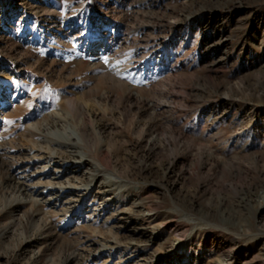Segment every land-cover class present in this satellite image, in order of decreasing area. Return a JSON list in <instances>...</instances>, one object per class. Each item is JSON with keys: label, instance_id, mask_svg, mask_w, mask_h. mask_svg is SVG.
Masks as SVG:
<instances>
[{"label": "rangeland", "instance_id": "obj_1", "mask_svg": "<svg viewBox=\"0 0 264 264\" xmlns=\"http://www.w3.org/2000/svg\"><path fill=\"white\" fill-rule=\"evenodd\" d=\"M0 264H264V0H0Z\"/></svg>", "mask_w": 264, "mask_h": 264}, {"label": "bare ground", "instance_id": "obj_2", "mask_svg": "<svg viewBox=\"0 0 264 264\" xmlns=\"http://www.w3.org/2000/svg\"><path fill=\"white\" fill-rule=\"evenodd\" d=\"M57 133L61 135L62 139L64 138L66 140L65 142L71 143V140L68 137L65 138V132L64 131L58 130ZM59 147H61V146H59ZM67 148L69 149L70 147L68 146ZM47 151H49V149ZM49 152H50L49 154L47 152H46L47 154H44V153H42L40 151H37L36 153L35 152L31 153L33 155V160L39 158V160H46V162L48 161L46 163V167L47 168L51 167V165L55 166V168H54L55 172L54 173L50 174L49 176L44 175L42 177V178L45 177V178H47L49 180L47 183H43L41 181L42 178H40V179H38L37 183H34V186L32 185L34 189L31 187V185L28 187L29 191L31 189V191H30L31 197H33L35 199V201L38 202L40 200H46V197L49 196L47 198V201H46L47 203L50 202V204H53V202H57V204H59V203H63L62 199L67 196V197H70V199H68V201H67V205L68 204L73 205V203H75L76 201H77V203H78V201L79 202L83 201L85 195L86 196L91 195L93 190H91V186L90 185L89 186L88 185H85V186L81 185L80 186L79 185L80 183L79 184L70 185L71 177L67 178L66 183H64L62 181L63 179H65V176L70 175V173L71 174H74V173L76 174L77 173L78 175L79 174L85 175V172H84L83 169H84V166L86 165L85 158L87 156L84 155V154H79L80 158H76L73 155L70 156L71 159H73L72 161H74V162H72L73 163L72 165L74 166L73 167L74 170L72 172L70 170V168L68 167V162L70 163V158L66 159L64 155L58 154L55 150H50ZM27 170H28V168L19 167L17 171L19 172V174H26ZM98 174H94L93 176H91V180L93 182H95L99 178ZM78 175H76V177ZM22 177H23V175H22ZM35 180H37V176L33 175V176L30 177V181L29 182L33 183ZM38 186H42L43 190L39 191L38 190ZM113 186H115V184L112 181H109L107 186H105V187L102 186L100 189H98V191L104 189L103 193H106V192H109L108 190L112 189ZM57 187H59L60 191L62 190L64 192L62 195H60L61 192L60 193H58V191L56 192ZM81 187H86V189L84 190L85 192H83L81 190ZM106 189H107V191H106ZM73 199H75V200H73ZM96 200H97V197L95 198V201ZM73 201H75V202H73ZM18 206H19V203H13L10 208L12 210H17Z\"/></svg>", "mask_w": 264, "mask_h": 264}]
</instances>
